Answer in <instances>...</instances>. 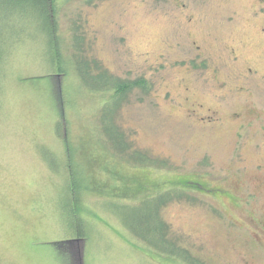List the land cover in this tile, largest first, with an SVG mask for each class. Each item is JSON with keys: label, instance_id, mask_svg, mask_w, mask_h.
<instances>
[{"label": "rangeland", "instance_id": "374dc122", "mask_svg": "<svg viewBox=\"0 0 264 264\" xmlns=\"http://www.w3.org/2000/svg\"><path fill=\"white\" fill-rule=\"evenodd\" d=\"M53 5L65 45L77 25L109 74L151 82L116 115L151 162L113 150L99 127L111 94L81 83L65 55L71 71L57 72L47 23L14 10L0 24L23 37L0 68V264H187L124 224L139 214L118 206L144 212L161 196L171 236L201 263L264 264V0ZM194 178L225 192L192 191Z\"/></svg>", "mask_w": 264, "mask_h": 264}, {"label": "trees", "instance_id": "16d2710c", "mask_svg": "<svg viewBox=\"0 0 264 264\" xmlns=\"http://www.w3.org/2000/svg\"><path fill=\"white\" fill-rule=\"evenodd\" d=\"M28 6L37 9L33 10L38 12L39 16L36 17L37 22L42 18L43 22L47 23V25L42 24V29L52 50L50 63L53 66L55 65L57 72L63 74L64 72L71 71L63 69L59 63L61 58L65 55L69 58L68 62L71 61L69 65L70 68L73 69L72 72H74L75 75L77 74L81 83L91 89L92 92L111 94L112 98L106 100L103 104L104 110L99 117L101 125L99 127L107 135L113 150L117 151L122 156H125L126 153L128 155L129 153L128 156L130 157V160L135 159L134 161L137 163L139 162V164L148 163V159L149 162H151L150 158L143 152L137 150L130 152L129 143L126 142L124 133L116 121V115L119 108L131 101L129 97L133 94L134 90L139 89L144 95L146 93L149 94L151 91L149 86L151 82L142 76L135 79H122L109 74L99 61H96L95 59L91 60L90 56L85 55L86 53L83 48L85 38L77 33V29L79 28L77 25L71 30L72 34L70 36V42L65 45L59 38V35H56L57 25H55L56 16L54 13L53 0H0V24L7 29V18L10 17L9 15H11L16 9L19 11V14L23 8L26 10ZM15 33L16 34L12 35L9 40L5 38L6 36L3 31L0 33V68L6 66V59L10 50L8 47L15 49L17 46L16 42L23 40L21 34H18L17 32ZM73 63L74 67H71ZM92 69H96L98 73H94ZM159 164L166 165L168 163L163 162ZM164 200H166V198L161 196L156 200L157 202L152 205L153 207L151 206L148 211L144 212L139 210L140 207L118 206L129 208L132 211L131 213L139 214L137 216V221L134 222V224L125 222V226L128 227L130 232L142 239L143 242L152 244L161 255L171 259H180L187 264H206L201 263L200 260L191 256L187 250L178 245L177 238L175 240L171 236L168 224L164 221L159 211L161 207L160 204H163ZM147 203L148 202L144 204ZM158 203L159 205L153 209ZM82 228L80 226V232L82 231ZM77 232H79V230Z\"/></svg>", "mask_w": 264, "mask_h": 264}, {"label": "flooded vegetation", "instance_id": "af4514ba", "mask_svg": "<svg viewBox=\"0 0 264 264\" xmlns=\"http://www.w3.org/2000/svg\"><path fill=\"white\" fill-rule=\"evenodd\" d=\"M235 117L238 116L239 113H235ZM186 184L189 186L188 188L190 190H196V188H201L203 192H206L207 194L211 195L212 197L215 198H219V196H221V194H223L225 192V190L221 189V188H209V186L206 183H201L197 180H186ZM198 189V190H199Z\"/></svg>", "mask_w": 264, "mask_h": 264}]
</instances>
